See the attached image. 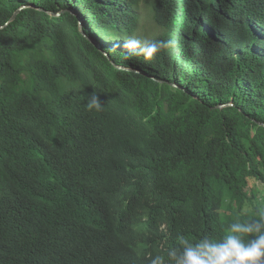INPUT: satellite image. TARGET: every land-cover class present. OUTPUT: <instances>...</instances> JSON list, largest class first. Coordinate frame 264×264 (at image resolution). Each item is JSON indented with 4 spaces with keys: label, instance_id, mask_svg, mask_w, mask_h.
I'll return each instance as SVG.
<instances>
[{
    "label": "trees",
    "instance_id": "16d2710c",
    "mask_svg": "<svg viewBox=\"0 0 264 264\" xmlns=\"http://www.w3.org/2000/svg\"><path fill=\"white\" fill-rule=\"evenodd\" d=\"M138 22L173 45L126 58ZM263 200L264 0H0V264H150Z\"/></svg>",
    "mask_w": 264,
    "mask_h": 264
},
{
    "label": "clouds",
    "instance_id": "9594fccd",
    "mask_svg": "<svg viewBox=\"0 0 264 264\" xmlns=\"http://www.w3.org/2000/svg\"><path fill=\"white\" fill-rule=\"evenodd\" d=\"M173 43L133 36L124 41L126 58L139 54L150 60ZM85 107L97 113L104 108L96 92L88 95ZM150 264H264V204L254 207L252 217L236 218L218 240L204 237L193 242L178 236L177 246L169 248L166 255H155Z\"/></svg>",
    "mask_w": 264,
    "mask_h": 264
},
{
    "label": "rangeland",
    "instance_id": "374dc122",
    "mask_svg": "<svg viewBox=\"0 0 264 264\" xmlns=\"http://www.w3.org/2000/svg\"><path fill=\"white\" fill-rule=\"evenodd\" d=\"M138 24H139V22H138ZM148 24L150 25V22ZM146 31H148V30H146ZM144 33H145L144 28L139 24L137 33L135 35L136 38L149 41L153 36H155V33H157V32L155 30H151V31H149V33L147 32L148 34L146 33V35H144ZM263 202H264V200H263Z\"/></svg>",
    "mask_w": 264,
    "mask_h": 264
},
{
    "label": "water",
    "instance_id": "95a60500",
    "mask_svg": "<svg viewBox=\"0 0 264 264\" xmlns=\"http://www.w3.org/2000/svg\"><path fill=\"white\" fill-rule=\"evenodd\" d=\"M22 8H25V7H22ZM69 12L71 13V14H73V15H75V16H77V18H78V20H79V24H80V26L82 27V25H83V18L81 17V15L79 14V13H77L76 11H74V10H69ZM17 13V12H16ZM15 13V14H16ZM15 14L13 15V18H14V16H15ZM81 32L83 33V35H85L84 34V32H83V30H81ZM91 41V40H90ZM93 44H95V42H93V41H91ZM96 45V44H95ZM98 48H99V46L98 45H96ZM104 55L105 56H107V53H105L104 52ZM108 57V56H107ZM119 68H121V67H119ZM171 86L172 87H175V88H179V86L178 85H176V84H171ZM224 105H220V106H218V107H223Z\"/></svg>",
    "mask_w": 264,
    "mask_h": 264
}]
</instances>
